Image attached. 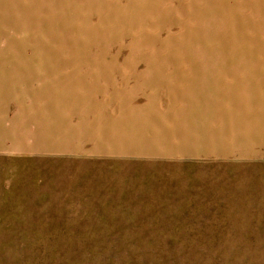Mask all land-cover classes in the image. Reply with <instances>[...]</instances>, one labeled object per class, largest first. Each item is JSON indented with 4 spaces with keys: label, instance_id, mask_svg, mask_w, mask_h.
Returning <instances> with one entry per match:
<instances>
[{
    "label": "rangeland",
    "instance_id": "374dc122",
    "mask_svg": "<svg viewBox=\"0 0 264 264\" xmlns=\"http://www.w3.org/2000/svg\"><path fill=\"white\" fill-rule=\"evenodd\" d=\"M0 264H264V0H0Z\"/></svg>",
    "mask_w": 264,
    "mask_h": 264
}]
</instances>
